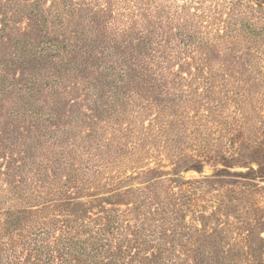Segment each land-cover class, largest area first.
Listing matches in <instances>:
<instances>
[{
  "label": "rangeland",
  "instance_id": "rangeland-1",
  "mask_svg": "<svg viewBox=\"0 0 264 264\" xmlns=\"http://www.w3.org/2000/svg\"><path fill=\"white\" fill-rule=\"evenodd\" d=\"M232 2L257 11L248 15L256 34L241 46L224 45L227 49L214 40L205 56L195 54L227 75L233 86L234 102L218 114L220 121L202 126L196 113L168 117L162 111L163 96L148 80L137 98L144 117L117 127L123 139L117 141L115 131L94 110L85 81H75L68 73L63 85L30 94L28 87H34V78L44 72L39 49H46L47 39L55 35L50 24L36 17L14 16L12 5L21 6L22 0H0V248L22 240L19 232L3 224L9 209L26 222L38 219L45 225L74 218L89 221L112 211L138 209L145 193L156 192L165 193L160 197L172 206L179 205L181 223L197 227L185 251L179 253L182 264H264V0H68L66 10L72 12L68 20L97 18L125 28L130 20L143 22L142 13L155 16L165 10L175 14L187 7L188 14L202 15L215 4L220 9L218 23L211 27L202 19L215 37L225 25L222 21L228 20L224 6ZM43 4L50 9L53 1ZM96 26L103 30L102 25ZM46 50L47 54L54 51ZM74 57L75 64L84 67L79 52ZM178 70L174 63L173 71ZM182 71L188 73V67ZM158 114L170 121L171 130L162 133L152 127ZM186 116L188 130H181L179 124ZM132 126L134 135L130 136L126 129ZM177 132L182 134L180 143L165 141ZM94 138L100 147L92 149ZM57 140L63 141V160H55V153H60L53 144ZM98 149L109 158L92 160ZM32 162L36 163L33 168H46L39 181L32 182V199L22 202L9 197L14 187L21 192L22 181L32 177L33 170H26ZM57 162L67 164V169L57 170ZM94 168L97 175L90 172ZM155 204L150 208L160 207ZM126 220L127 224L133 221L131 217ZM17 250L21 259L30 258L20 245ZM154 252L147 248L140 256L150 258Z\"/></svg>",
  "mask_w": 264,
  "mask_h": 264
},
{
  "label": "trees",
  "instance_id": "trees-1",
  "mask_svg": "<svg viewBox=\"0 0 264 264\" xmlns=\"http://www.w3.org/2000/svg\"><path fill=\"white\" fill-rule=\"evenodd\" d=\"M43 1L22 0L21 6L18 3L12 5L14 16L36 17L44 24H50V32L55 35L44 44L46 49H54L52 53L47 54L46 49H39L44 72L34 78V87H28L30 94L57 88L68 81L66 77L70 75L75 81H85L89 85L94 110L106 119L109 129L115 131L113 139L123 140L116 129L121 124L144 117V108L138 106L137 98L142 84L148 80L163 96L160 100L163 103L162 111L168 117L179 113H196L199 121L205 123L202 126L220 121L218 114L234 102V89L227 75L206 65L207 60L197 58L195 54L205 56L213 47L214 40L219 41L220 45L222 43L223 48L224 45L237 43L241 46L248 42L250 35L256 34L257 28L248 18L249 14L257 12L253 6L236 2L226 4L224 9L228 11L225 13L228 20L222 21L225 25H222L220 34L211 37L212 32L205 26L207 21L202 19L205 17L211 27L218 23L220 9L215 4L202 15L188 14L187 7H181L175 14H168L165 10L155 12V16L142 13L143 22L129 19L124 28V24L117 27L104 24L97 18L86 21L87 18L72 17V20H68L72 14L66 10L70 5L68 0H52L50 9L43 7ZM240 7H244V10ZM96 25H102L103 30L100 31ZM58 38L64 39L63 42L67 44L58 41ZM79 42L81 46H78ZM258 46L261 47L260 44ZM77 52L83 58L84 67L75 64L74 54ZM98 55L100 59L94 62ZM174 63L179 68L178 72L173 71ZM186 67L188 73L182 71ZM28 83L32 86L33 80ZM200 85L202 87H198ZM26 112L31 113L32 110L27 109ZM186 118L179 124L181 130H188L189 116ZM166 120L162 114H158L152 127L160 128L165 133L167 128L171 130L170 121ZM133 128L135 126L126 129L130 136L134 135ZM180 133L166 136L165 141L169 139L170 142L180 143ZM90 143L92 149L100 147L96 138ZM53 144L60 148V153H55V160H63L66 153L63 141L57 140ZM100 150L91 155L92 160L97 156L106 160L107 154ZM35 164L32 162L26 168L33 170V175L22 181L21 192L14 187L9 197H16L22 202L32 199L30 190L35 185L32 182H38L46 170L44 166L33 168ZM66 166L57 162L55 168L63 171L67 169ZM90 172L93 175L99 173L95 168ZM164 195L145 193L143 205L124 213L112 211L106 217L89 221L74 218L56 220L47 225L38 219L26 222L20 213L9 209L3 224L6 229L20 233L18 235L22 240L18 245L31 256L26 260L21 259L18 245L13 241L11 246L6 243L0 248V264H182L184 261L179 253L185 251L187 240L192 239L193 233L198 230L196 226L191 229L179 221V205L172 206L166 201L167 198L160 197ZM155 200H158L156 204ZM154 204H160V207L150 208ZM142 207L145 209L141 210ZM127 217L133 219L132 223L127 224ZM147 248L155 252L150 258H142L140 252Z\"/></svg>",
  "mask_w": 264,
  "mask_h": 264
}]
</instances>
